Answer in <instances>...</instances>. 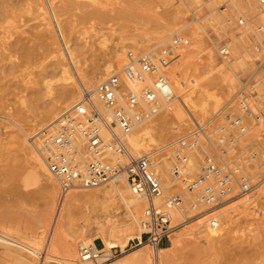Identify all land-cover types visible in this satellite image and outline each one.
<instances>
[{"label":"rangeland","instance_id":"obj_1","mask_svg":"<svg viewBox=\"0 0 264 264\" xmlns=\"http://www.w3.org/2000/svg\"><path fill=\"white\" fill-rule=\"evenodd\" d=\"M220 2L214 0L216 5ZM198 3L199 0H0V12L7 9L12 12L6 17L0 16V264H19L15 261L18 257L29 259L33 264L39 261L30 250H26L30 246L29 240L42 235L39 215L46 203L42 181L34 180L28 154L29 149L33 151L31 140L34 139L29 137L46 125L40 122L44 119V111L36 110L37 101L34 96L39 89L42 93L50 90L45 97L49 99L63 85L74 89V97L82 96V86L69 84L71 80L68 83L59 73L43 79L44 71L56 60L50 31L63 30L75 60L70 68L72 78L79 81L88 76L85 79H92L91 85H95L99 77L94 73L108 61L115 62V69L126 64V54L124 61L120 57L114 58V49H121L122 43L126 52L132 50L135 55H140L146 51H160L170 43L174 35L188 41L178 48L176 52H181V55L170 65L175 72L183 73L185 77L193 74L197 81L202 77L206 82L210 80L212 85L209 87L217 92L219 103L217 106L211 105L207 113L190 112L188 108H183L186 109H182L183 112L188 114L179 123L173 119L169 111L171 107L168 110L164 107L158 118L165 121L164 131L154 136L146 150H140L147 154L160 146L171 145L191 131L194 122L210 120L223 110L236 91L238 81L232 88L223 84L220 78L214 79L219 63L229 73L232 66L240 78V75L247 73L245 68L249 64L246 63L249 54L242 46H237V53L232 60L227 63L221 60L217 53L218 45L223 39L233 38L234 35L227 30L228 34L218 41L214 34L216 31L204 20L202 24L207 33L202 31L199 27V14L208 9H196ZM208 4L211 8L215 6L213 2ZM214 12L221 21L218 9ZM194 17H198V20ZM159 30L168 34V38L164 43L155 45V36ZM208 53L213 56L211 64ZM166 71L168 74V69ZM190 78L186 82L190 83ZM43 81L47 82L46 86ZM179 104L176 99L172 103L173 109ZM35 142L38 144V139ZM50 181L59 188L58 183ZM57 188L52 197L54 207L61 192ZM175 189L172 191L187 198L179 186L176 185ZM247 198L234 200L212 215H200L175 229L170 236L178 240L172 264H264V182ZM126 214L122 210L114 218L124 221ZM138 214L141 215V211ZM185 214L192 215L188 209H185ZM140 215H137L138 219ZM209 216L220 222L215 231L205 227ZM202 222L203 225L200 224ZM132 232H139L138 223L134 224ZM98 234L95 224L84 225L78 220L68 224L63 231L58 256L73 257L83 262L79 259L80 244L88 246L95 242L101 249L103 243L97 237ZM177 234H180L178 238ZM170 238L161 247L170 245ZM121 239L126 240V252L133 249L136 240L132 241L126 235ZM143 250L151 251L152 254L153 249L147 245ZM111 252L115 256L112 258L111 253L108 257L112 260L103 264H118L125 259V252L119 247Z\"/></svg>","mask_w":264,"mask_h":264},{"label":"built area","instance_id":"obj_2","mask_svg":"<svg viewBox=\"0 0 264 264\" xmlns=\"http://www.w3.org/2000/svg\"><path fill=\"white\" fill-rule=\"evenodd\" d=\"M241 1L244 12L226 25L233 40L223 39L217 53L221 60H230L234 46H242L250 53L247 73L240 75L236 91L212 119L194 122V128L171 145L141 156L131 154L126 143L139 123L156 117L174 98L166 70L178 57V48L188 43L174 35L160 51L140 55L128 51L122 69L95 86L98 101L112 112L110 120L85 92L50 127L42 129L38 144L34 143L62 194L71 189H97L125 176L129 188L146 200L140 239L134 247L142 241L157 249L178 227L231 199L249 195L264 182V0ZM225 7L226 3L218 5V9ZM122 75L138 89L126 88ZM166 163L172 181L187 198L175 191L164 194L161 166ZM173 209L184 213L188 209L192 215L174 223ZM208 226L215 230L219 224ZM102 256L96 245L79 249L84 262L94 264Z\"/></svg>","mask_w":264,"mask_h":264},{"label":"bare ground","instance_id":"obj_3","mask_svg":"<svg viewBox=\"0 0 264 264\" xmlns=\"http://www.w3.org/2000/svg\"><path fill=\"white\" fill-rule=\"evenodd\" d=\"M193 1L196 2V0ZM220 1H221L220 3H226L225 9H218V5L214 3V0H199V3L196 4V9L199 8L200 10L204 7L208 9V11L204 12L203 14L201 15L199 14L200 29H202V31L207 33V31H205L204 29V25L202 24L203 20L206 21V23L210 27H212L213 30L216 31L214 34L217 36L218 41L222 39V37L225 36V34H228V32L226 31V25H228L231 18L235 17V15H237L238 13L244 12L245 10L243 6L244 4L241 0H220ZM210 2H213V4H215L213 8L209 6L208 3ZM215 9H218L219 13L221 14L220 16L221 21H219V17L217 16V14H215L214 12ZM10 10L11 9L1 11L0 16L6 17L10 13L12 14ZM195 18L196 17H194V19ZM197 18L196 20H198ZM212 20L215 22L213 23ZM62 31L63 30L61 29L60 30L56 29L54 31L53 30L50 31L49 33L51 44L55 46L54 52H55L56 60L54 61L53 64L47 67V70L44 71L45 74L43 79H46L50 75L59 73L60 76L64 78L63 80L68 81V83L69 80H71L69 84L73 86L78 84L79 87L82 86L80 87V92L82 94L88 92L91 95V98L96 108L108 120H110L112 112L111 110L104 107L98 101L94 92V88L95 85H97L101 80L107 78L113 72H115L116 67H114L113 64L115 62L108 61L98 72L94 73V75H97V77L99 75L98 79L95 80L96 81L95 85H91L92 79L89 80L85 79L88 76L87 77L85 76V78L83 77L82 78L83 80L81 79L82 81L80 79L79 81L73 79L70 74V68L72 65L75 64V60L73 58L71 50L67 46L66 36ZM167 38H168V34L165 35L164 33H162V31L159 30L157 32V35L155 36V45L164 43L167 40ZM213 43L215 45V42ZM234 48H235V52H233L232 59L237 53V49H238L237 45H235ZM114 50H115L114 58L120 57L121 60L123 59L124 61L125 54L127 55L126 47L124 43H122L121 49L118 48ZM147 53L148 51L144 52L143 54H147ZM209 53L207 57L211 64L213 62V56ZM239 53L242 52L240 51ZM180 55L181 52L180 53L178 52V56ZM181 58L182 57H180L179 59ZM222 61L227 63V61L229 60H222ZM246 63L247 64L249 63V58ZM221 67L222 64L219 63L217 66L218 69L216 68L217 70L213 78L214 79L215 77L220 78L223 84L225 85L227 84L229 87L232 88L235 87L236 81H238V84L236 85L237 87L240 84L241 79L236 73V71L233 69V67L230 66L231 73L225 72ZM182 74L175 72L174 69H172V65L168 66V76L171 82V89L172 92L174 93V98L169 103L166 102L167 104L165 107L167 110L171 107L169 111H171L173 115V119H175L177 123H179L182 120L183 116L185 117V115L188 114V112L187 114H185L186 112L185 113L183 112L184 110L183 108L186 109L188 108L189 111L192 110L194 112L207 113L211 105L214 104L215 106H217V104L219 103V96L217 92L213 91L209 87L212 85V83H209L210 80L206 82V79L202 77V79L200 78L198 82L194 77L195 75L189 74L188 77H185ZM121 78L126 81L125 84L126 88L134 89V90L138 89L137 85H132L130 82H128L125 79L123 75L121 76ZM187 78H190V83L186 82ZM200 80L202 81L200 82ZM46 83L47 82L43 81V85L45 84L46 86ZM145 83L150 84L151 80H146ZM49 91L50 90L47 91L44 90L45 93H42L41 90L39 89L37 93L35 92L36 94L34 96L35 101H37V104L35 106L36 110L43 109L44 111V116H43L44 119L43 120L41 119L42 121H40L43 122V124H46L43 127V129L45 127H50L58 117V113L63 109L65 110L69 109L75 102H77L80 99L81 96V95H77V97H74L75 96L74 89L68 87L67 85H63L60 90H58L54 95L51 96V98L45 99L47 94H49ZM176 99L178 100V104L179 103L180 104L179 106L175 107V109H173L174 105L172 106V103H174ZM160 114H158L156 117H154L153 119L147 122L139 123L137 128L134 129V131L126 137V143L131 149V154L136 156L144 155L145 153L140 152V150H146L149 147V143L154 140V136L159 131L161 132L164 131L163 128L165 126V121L158 120ZM40 132L41 130L36 132L31 137H29L31 139L32 137H34V139L31 140V144H32L31 147L33 151L31 152L29 149L28 154L30 155L31 158L30 160L33 166L32 176L34 180L42 181L43 190L45 192L46 203L44 209L39 215V223H41L40 228L42 229V235L40 234V236L37 237L32 236L33 238L28 241L30 246L27 248L29 249H26L27 252L31 251L30 253H32V255L38 257L39 260L38 264H44V263L93 264L92 262L89 261L87 262L76 261V259H74L73 257L66 258L64 256L65 258L64 257L60 258L58 256V249L62 242L63 231L68 224L73 223L76 220L81 221L82 223H84V225L95 224L97 227V230L99 232L97 237H100L103 243V247L101 248V251L103 252V256L98 260L97 263L94 264H103L110 261V259L112 260L113 257L111 258L108 256H110V254L112 253L111 252L112 249L117 247H119L123 253L125 252V254L123 255V258L125 259L118 264H172L173 263L174 260L173 257H174V253L176 252L175 249L177 247L178 240H174L172 238H170V245L166 247H158L157 249H153L152 254L151 251L149 252L148 250H143L145 247H147V244L142 241L141 243H139V245H136L135 247L133 246L132 250H129L127 252L126 250H124L126 246L125 245L126 240L121 239L123 235H126L132 241L135 240L137 241V239H140V234H141L140 222H141L143 209L146 206V200L143 196L139 194H135L129 188L127 184V180L123 175L118 176L110 184L97 189L83 190V191L80 189H71L63 194L60 192V196L54 207L52 197H53V192L56 191L57 186L56 184L53 185L50 180L55 181L56 183H58V185L59 182L48 172L46 164L42 159L40 152L38 151L36 145H34V143H36L35 140L37 139L39 140L38 134ZM26 134L28 135V133ZM104 135L107 136L106 134ZM192 161L194 164L193 167L196 168V161L193 159ZM161 170H162L161 171L162 187L164 188V193L169 194L170 192H172V190L177 189V188L175 189L176 185L174 184V182L171 179V176L169 175L170 165L166 163V165H164L163 167L161 166ZM58 187L59 188L57 189L60 190V186ZM254 191H252L249 195L241 198H247V197L250 198V196L253 195ZM237 199L229 200L223 205L213 209L212 210L213 212H209V214L215 213L219 209L228 206L230 203H232L234 200ZM247 199L244 200L246 201ZM159 200L161 199H158L157 201ZM241 203L244 202L242 201ZM241 203H236L235 205H239ZM122 210H125L127 213L124 216L126 220L118 221L114 218V215L120 214ZM139 211H141V215L138 214ZM77 214H79V216H76ZM137 215H140L139 219ZM171 217H172V222L176 223V221L179 222L180 218L183 219L184 217H188V215H186L184 211L182 212V210L173 209L171 212ZM207 220L209 221L208 223H206L205 226L206 229H209L208 225L211 226V222L215 224H217L218 222L220 226L219 220L215 217L209 216ZM135 223H138L139 226V232L137 234H134L132 232ZM203 223L204 222L200 224L203 225ZM179 236L180 234H177V238ZM92 245H96L95 242H92ZM41 246H42L41 249L42 251L40 250ZM83 246H87V245L81 243L79 247L81 248ZM25 247L26 246H24V248ZM15 261H18L19 264H33L31 260L26 258L18 257L17 260Z\"/></svg>","mask_w":264,"mask_h":264}]
</instances>
